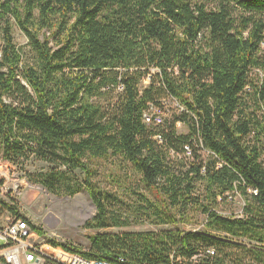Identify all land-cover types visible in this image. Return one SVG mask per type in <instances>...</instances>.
<instances>
[{"label":"trees","instance_id":"16d2710c","mask_svg":"<svg viewBox=\"0 0 264 264\" xmlns=\"http://www.w3.org/2000/svg\"><path fill=\"white\" fill-rule=\"evenodd\" d=\"M1 159L52 194L88 192V250L46 241L54 254L264 264V0H0ZM104 162L123 193L98 185ZM236 196L241 215L222 214ZM194 211L204 226L186 230ZM132 222L172 227L109 231Z\"/></svg>","mask_w":264,"mask_h":264},{"label":"rangeland","instance_id":"374dc122","mask_svg":"<svg viewBox=\"0 0 264 264\" xmlns=\"http://www.w3.org/2000/svg\"><path fill=\"white\" fill-rule=\"evenodd\" d=\"M15 41L18 47L23 48L24 58L30 59L32 54L28 46V40L23 32L15 26L14 28ZM25 63V62H23ZM27 63V62H26ZM153 74H156L157 69H151ZM262 76V75H261ZM161 110L155 109L157 114H160L164 119L170 115V112L176 109L175 102L172 100L165 101ZM179 131L187 133V127L179 124ZM9 166H3V173L7 175L5 182L3 180L0 190V198L7 204L15 208L19 213L16 215L12 211L4 212L0 217V226H6L14 217H25L36 228L43 232L39 234L44 240H55L61 244H68L73 248L81 249L83 251L89 248V232L84 228L85 222L91 218L95 213L93 202L84 189L75 196H63L50 193L41 184L32 183L25 177L24 171L19 167L14 166L10 162ZM48 164L43 161L31 159L27 162L25 168L32 172L45 171ZM117 171V165L113 162H104L99 165L98 175L95 180L98 185L106 190H111L123 193V188L114 181L110 175V170ZM245 202L241 196H236L233 203L229 204L227 208L219 210L224 215L240 216ZM188 222L181 227L186 230L202 229L204 224V217L197 212H192L188 217ZM172 226H153L148 223H135L129 227L111 228V232H125V231H159L161 229L171 228ZM0 242V246H1ZM54 257L56 259L66 260L68 257L62 250L55 251Z\"/></svg>","mask_w":264,"mask_h":264},{"label":"built area","instance_id":"2783aa9c","mask_svg":"<svg viewBox=\"0 0 264 264\" xmlns=\"http://www.w3.org/2000/svg\"><path fill=\"white\" fill-rule=\"evenodd\" d=\"M154 119L157 124L162 122L161 115L156 112L151 114L148 112L145 114L146 122H154ZM1 162L3 161H0V168L2 166ZM1 180L3 179L0 174ZM3 181L5 182V180ZM3 185L1 186L2 188ZM1 187L0 190H2ZM0 240L16 243L14 247H11L9 254L5 257L8 264H30V262H33V264H43L46 257L53 258L62 264H119L99 259H87L79 254H71L65 251L62 252L67 255L68 258L66 260L56 259L54 257V249L48 246L46 240L33 229L32 223L26 222L20 217H14L11 225L0 230ZM48 250L51 251V254ZM178 262L182 264L180 258L177 259V263L172 259L169 264H178Z\"/></svg>","mask_w":264,"mask_h":264},{"label":"bare ground","instance_id":"6f19581e","mask_svg":"<svg viewBox=\"0 0 264 264\" xmlns=\"http://www.w3.org/2000/svg\"><path fill=\"white\" fill-rule=\"evenodd\" d=\"M1 160L3 162H1L2 163V166L0 168V174H1L2 179H6L7 175L3 173L2 168H3V166H9L8 165L9 162L6 161V160H3V159H1ZM20 218H23L26 222H29V220L27 218H25V217H20ZM12 221L9 224H7L6 226H0V230L8 227L9 225H11ZM0 242L2 243L1 246H0V257L5 258L6 255L9 254L11 247H14L16 243H14L12 241L5 242L3 240H0ZM30 264H33V262H30Z\"/></svg>","mask_w":264,"mask_h":264}]
</instances>
